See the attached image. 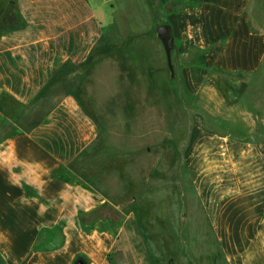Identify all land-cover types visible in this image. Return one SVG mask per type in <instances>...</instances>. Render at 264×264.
<instances>
[{
    "label": "crops",
    "instance_id": "1",
    "mask_svg": "<svg viewBox=\"0 0 264 264\" xmlns=\"http://www.w3.org/2000/svg\"><path fill=\"white\" fill-rule=\"evenodd\" d=\"M111 1V18L103 20L90 0H0V9L11 6L25 23L0 33V264L169 260L152 255L133 209L74 174L73 164L99 137L78 98L63 96L26 129L17 123L58 73L120 47L191 96L208 87L225 98L246 89L232 74L252 75L260 66L264 36L250 31L251 0ZM162 25L172 34L171 68L156 33ZM7 105L17 111L10 115ZM254 158L260 169L261 154ZM239 198L254 210L253 223L264 221V187L256 179L248 199ZM224 200L211 223H237L224 214ZM106 209L118 218L96 215Z\"/></svg>",
    "mask_w": 264,
    "mask_h": 264
},
{
    "label": "rangeland",
    "instance_id": "2",
    "mask_svg": "<svg viewBox=\"0 0 264 264\" xmlns=\"http://www.w3.org/2000/svg\"><path fill=\"white\" fill-rule=\"evenodd\" d=\"M90 2L103 20L115 5ZM248 14L250 31L264 36V0H251ZM126 52L113 48L67 67L17 123L26 129L74 95L99 126L74 174L133 209L153 256L173 264H264V221L253 223L254 210L239 198L248 199L255 179L264 187V52L254 74L231 75L245 83L242 94L225 98L208 87L191 96ZM223 196L224 214L237 223L210 222Z\"/></svg>",
    "mask_w": 264,
    "mask_h": 264
},
{
    "label": "trees",
    "instance_id": "3",
    "mask_svg": "<svg viewBox=\"0 0 264 264\" xmlns=\"http://www.w3.org/2000/svg\"><path fill=\"white\" fill-rule=\"evenodd\" d=\"M10 8L11 6L7 7L4 10L0 9V33H2L3 31L9 30V29L11 30V29L22 28L25 25V23L20 19L18 15H14L10 11L11 10ZM218 73L224 74L223 71H219V70H218ZM234 75L239 76V74H234ZM167 264H173L172 260H169Z\"/></svg>",
    "mask_w": 264,
    "mask_h": 264
},
{
    "label": "water",
    "instance_id": "4",
    "mask_svg": "<svg viewBox=\"0 0 264 264\" xmlns=\"http://www.w3.org/2000/svg\"><path fill=\"white\" fill-rule=\"evenodd\" d=\"M156 33L158 38L163 44L165 54L167 57V62L170 67V54H171V49L173 47V39H172L170 27L168 25H162L157 28ZM75 264H83V262L77 261Z\"/></svg>",
    "mask_w": 264,
    "mask_h": 264
}]
</instances>
